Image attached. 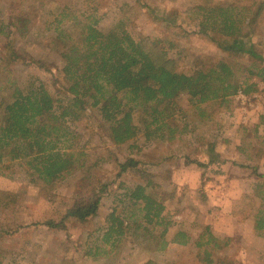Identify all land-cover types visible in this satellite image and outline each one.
<instances>
[{
    "label": "rangeland",
    "instance_id": "rangeland-1",
    "mask_svg": "<svg viewBox=\"0 0 264 264\" xmlns=\"http://www.w3.org/2000/svg\"><path fill=\"white\" fill-rule=\"evenodd\" d=\"M215 5L230 9L242 22L241 51L227 48L232 38L213 41L195 32L198 7ZM63 10L93 17L103 33L123 30L134 41L147 37L171 46L182 72L197 62L209 68L223 61L239 82L253 83L257 91L247 94L249 100L233 95L224 106L201 110L179 96L168 120L175 130L171 140L146 139L140 132L116 146L96 108H88L80 120L67 119L63 145L83 153V166L61 175L49 189L35 183L19 162L0 169L2 264H264V229H255V218L264 211V81L257 76L264 68V0H0L2 107L15 89L39 84L54 99L69 100L61 74L62 45L54 38ZM15 16L30 22L26 39L4 29ZM6 44L37 63L8 61ZM211 147L216 162L210 161ZM129 159L136 166L121 171ZM147 180L145 194L165 205L171 222L164 240L158 228L148 238L143 228L151 226L142 220L143 202L131 197ZM104 187L95 217L69 218L63 229L44 224L59 222L74 199ZM112 214L123 222L122 236H105L114 223ZM206 229L220 240L210 263L194 245ZM178 233L188 244L172 242ZM227 238L224 247L221 241Z\"/></svg>",
    "mask_w": 264,
    "mask_h": 264
},
{
    "label": "trees",
    "instance_id": "trees-1",
    "mask_svg": "<svg viewBox=\"0 0 264 264\" xmlns=\"http://www.w3.org/2000/svg\"><path fill=\"white\" fill-rule=\"evenodd\" d=\"M229 10L216 5L198 7L194 17L195 32L213 41L216 36L232 38L227 48L241 51L242 22ZM56 22L54 38L62 45L61 74L69 100H61L62 103L54 99L44 85L39 84L26 91L15 89L9 95L11 101L3 107L0 104V169L6 162H19L28 168L33 181L46 189L53 187L61 175L84 165L83 153L64 146L62 139L67 136L66 120H80L88 108L97 109L101 120L108 124L111 142L120 146L140 132L146 139H173L175 130L168 120L181 95L187 96L189 102L201 110L206 105L215 108L226 105L239 90L246 95L257 91L255 84L239 82L233 68L223 61L209 68L197 62L191 70L182 72L176 65L171 46L165 47L147 37L134 41L123 30L103 33L97 29V20L93 17L66 10L59 14ZM29 24L27 18L15 16L4 29L8 34L26 39ZM6 51L8 61L28 59L29 64L37 63L30 55L24 59L14 45L6 44ZM248 52L254 54L251 47ZM257 76L264 81V68ZM105 86L110 87L108 93ZM210 151V161L216 162L212 147ZM135 166L136 162L129 159L121 165V171ZM148 185L147 180L144 186H137L131 197L143 202L142 220L146 226H151L143 228L148 238H152L153 230L158 228L157 236L164 240L171 222L166 218L165 205L145 194ZM104 192L105 187L74 199L59 222L44 224L63 229L69 218L83 222L95 217ZM111 219L114 223L105 236L111 232L122 236L123 222L114 214ZM255 229H264V211L255 218ZM133 232L136 234L137 229ZM184 237L183 233H178L172 242L186 245L188 239ZM219 241L206 229L194 245L203 260L210 263L213 249L220 247ZM229 242L227 238L221 245L226 247ZM3 257L0 254V264Z\"/></svg>",
    "mask_w": 264,
    "mask_h": 264
},
{
    "label": "built area",
    "instance_id": "built-area-1",
    "mask_svg": "<svg viewBox=\"0 0 264 264\" xmlns=\"http://www.w3.org/2000/svg\"><path fill=\"white\" fill-rule=\"evenodd\" d=\"M234 99L240 100V101H245V100H249V96L244 94L242 91L239 90L234 94Z\"/></svg>",
    "mask_w": 264,
    "mask_h": 264
}]
</instances>
